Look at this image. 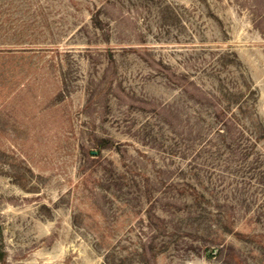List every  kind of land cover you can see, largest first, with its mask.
Here are the masks:
<instances>
[{
    "label": "rangeland",
    "instance_id": "rangeland-1",
    "mask_svg": "<svg viewBox=\"0 0 264 264\" xmlns=\"http://www.w3.org/2000/svg\"><path fill=\"white\" fill-rule=\"evenodd\" d=\"M0 264H264V0H0Z\"/></svg>",
    "mask_w": 264,
    "mask_h": 264
}]
</instances>
